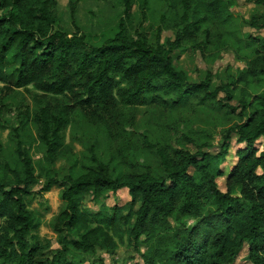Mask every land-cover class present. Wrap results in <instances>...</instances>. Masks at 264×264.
<instances>
[{
  "label": "trees",
  "instance_id": "trees-1",
  "mask_svg": "<svg viewBox=\"0 0 264 264\" xmlns=\"http://www.w3.org/2000/svg\"><path fill=\"white\" fill-rule=\"evenodd\" d=\"M67 1L71 35L55 0H0V130L12 146L0 144V264H105L98 253L120 246L135 264H233L244 249L264 264V0H246L241 22L235 0H116L98 33L74 21L84 0ZM164 31L174 40L160 44ZM185 47L233 53L244 67L192 82L171 57ZM189 106L210 107L216 125L172 115ZM232 135L244 149L221 191ZM57 186L51 250L26 201ZM121 189L124 206H84Z\"/></svg>",
  "mask_w": 264,
  "mask_h": 264
},
{
  "label": "rangeland",
  "instance_id": "rangeland-1",
  "mask_svg": "<svg viewBox=\"0 0 264 264\" xmlns=\"http://www.w3.org/2000/svg\"><path fill=\"white\" fill-rule=\"evenodd\" d=\"M55 1L62 11L61 18L64 23L62 25L65 27L66 32L69 35L73 34L76 32V28L68 15V1ZM139 1L140 0H137V2ZM112 5H115L116 10L118 9L116 0H84L79 4L76 13V20L74 21H76L78 27H91V30H98L96 31V33H98L105 27V25L103 26L102 22L99 20L107 17L109 13L108 11ZM253 7L254 5L246 0H235L233 6L230 7V12L234 18L241 22L242 20H248ZM133 10L136 11L137 8L134 7ZM92 14H94V16H92ZM148 24L150 23L146 20L144 27H147ZM244 32L251 35H259L246 26ZM97 37L98 39L102 38L99 35H97ZM173 40V33L170 31H164L160 35L159 42L160 44H165L167 41ZM184 50L185 51H174L171 54V57L173 58V63L176 68L180 69L186 75L187 79L192 82L200 81L208 74L207 72H209L212 78V83L216 85L218 81H223L227 75H235L236 69L244 67L243 62L233 53H221L213 60L207 57L208 54L199 53L189 47H185ZM215 114L216 113L210 107H207L205 110H197L196 114H194L189 106L182 111H174L172 115L175 117L182 116L187 124L195 125L199 128L206 127L212 129V126L215 124L212 115ZM136 115L137 120L143 121L149 114L146 112V109H138ZM6 117L13 119L14 115L9 114ZM65 135V143H70L74 148L75 154L80 155L82 152L81 147L78 144L69 141L68 131H66ZM220 139V135L217 132H213V139L211 142L214 146L220 142ZM235 139L236 137L232 135L225 161L220 166L222 176L216 180L217 188L221 191H224L225 180L230 169L237 163L238 152L244 149V145L234 142ZM0 144L4 148V151L8 148L10 152L12 151L8 131L0 130ZM30 153L35 156V158L38 157V160L41 159L39 153H36L33 150ZM57 166H59V164ZM61 189L62 186L53 187L50 191L37 194L26 201L28 209L35 215L39 224L38 230L34 232L35 238L37 237L41 244H50L51 250L60 248L57 241V235L53 231V223L54 218L59 214L64 205V202L61 199ZM38 190L39 188H36V191ZM128 202H130L128 191L126 189H121L115 194L109 193L105 198L100 199L97 204L90 199H87L84 206L87 210L96 213L98 211H103L105 207L112 208L115 206H124ZM98 254L104 259L105 264H135L139 261L138 256L135 255L131 248H125L123 246L116 249L115 256H110L108 253L104 252H99ZM132 257L133 259H131ZM78 261H81L82 263V257L77 258L76 262ZM83 264H88V261L83 259ZM233 264H250L246 258V249L240 253Z\"/></svg>",
  "mask_w": 264,
  "mask_h": 264
}]
</instances>
